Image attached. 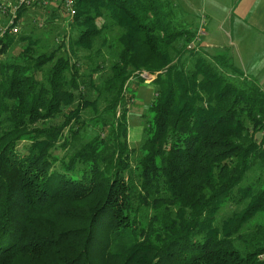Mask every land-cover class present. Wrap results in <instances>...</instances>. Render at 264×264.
<instances>
[{
	"label": "trees",
	"instance_id": "1",
	"mask_svg": "<svg viewBox=\"0 0 264 264\" xmlns=\"http://www.w3.org/2000/svg\"><path fill=\"white\" fill-rule=\"evenodd\" d=\"M73 1L74 34L48 51L20 31L0 40L1 58L22 44L0 60V264H264V221L250 225L264 181L240 190L264 170V93L230 50L186 49L174 0ZM30 8L45 6L18 22ZM143 72L155 96L132 165L128 85ZM236 190L244 207L217 223Z\"/></svg>",
	"mask_w": 264,
	"mask_h": 264
},
{
	"label": "rangeland",
	"instance_id": "2",
	"mask_svg": "<svg viewBox=\"0 0 264 264\" xmlns=\"http://www.w3.org/2000/svg\"><path fill=\"white\" fill-rule=\"evenodd\" d=\"M174 1L183 11L185 20L187 21L189 27L196 32L198 28H196V26L198 25V23L196 24L190 20L195 18L194 11L199 7L202 0ZM58 4V0H49V3L45 6L44 9H27V11L22 14L19 20V27L21 32L20 34L32 35L34 36V38L38 39L39 42H41L40 51H48L55 46V43L60 38L69 35L71 32L68 26L69 19L64 15V12L61 11V8H59ZM210 27L211 26L207 23L204 25V29H206L205 33L209 32ZM73 34L74 33H72V35ZM112 35L113 32L108 31L107 33H104L103 37H105L108 42L109 40L113 39ZM21 46V43L14 44V46L8 51L7 55H5V57L3 56L2 58L0 57V60L6 58L7 60L13 61L19 53ZM187 46V50H193L191 48H188ZM197 49H199V45ZM102 53L104 55L103 63L101 64L103 69L101 73L96 74V77L98 78L102 77L103 74H106L108 72V68L111 63V58L108 56V54H106V50H103ZM80 55H83V53H80ZM212 55L213 54L209 52L208 55L205 56L211 57ZM192 61L193 60H190L189 58H185V67H190L192 65ZM93 64L94 62H86L84 64L82 73L84 74L85 79H87L88 75L90 74V68H93ZM103 70L105 71L103 72ZM153 79L154 76H150L148 77V80L146 82L145 80L140 81L134 78L128 85V88L130 90L133 89L134 96L133 101L128 100L127 104V141L129 148L132 150L130 158L132 165H134L136 159L140 156L139 147L145 138L146 129L151 122V112L148 110V108L155 96V89L151 84V81ZM84 117L85 119L90 118L87 113L84 114ZM19 149H21V145L19 146ZM262 181H264V170L255 166L250 172L247 173L246 178L240 184V190L245 189L248 186H256ZM244 205L245 201L240 197V192L236 190L233 194L232 200L226 202L219 210L216 222L220 223L222 220L229 217L233 212L241 210ZM263 221L264 218L258 216L253 219V222L250 225Z\"/></svg>",
	"mask_w": 264,
	"mask_h": 264
},
{
	"label": "crops",
	"instance_id": "3",
	"mask_svg": "<svg viewBox=\"0 0 264 264\" xmlns=\"http://www.w3.org/2000/svg\"><path fill=\"white\" fill-rule=\"evenodd\" d=\"M194 15L196 28L202 20L211 26L197 50L204 55L230 50L242 77L264 93V0H202Z\"/></svg>",
	"mask_w": 264,
	"mask_h": 264
},
{
	"label": "built area",
	"instance_id": "4",
	"mask_svg": "<svg viewBox=\"0 0 264 264\" xmlns=\"http://www.w3.org/2000/svg\"><path fill=\"white\" fill-rule=\"evenodd\" d=\"M62 6L64 15L69 19L75 15L73 0H58ZM49 0H0V40L6 35L17 34L20 31L19 22L17 20V12L21 7H31L34 4L46 6ZM205 22L202 20L195 32V36L188 44V48L197 49L201 38L205 34ZM141 78L147 82L151 75L142 73ZM151 81V80H150Z\"/></svg>",
	"mask_w": 264,
	"mask_h": 264
},
{
	"label": "water",
	"instance_id": "5",
	"mask_svg": "<svg viewBox=\"0 0 264 264\" xmlns=\"http://www.w3.org/2000/svg\"><path fill=\"white\" fill-rule=\"evenodd\" d=\"M260 136H261V134H260V133H257L256 136H255V138H256V139H259Z\"/></svg>",
	"mask_w": 264,
	"mask_h": 264
}]
</instances>
